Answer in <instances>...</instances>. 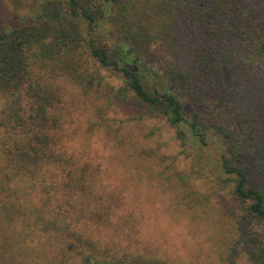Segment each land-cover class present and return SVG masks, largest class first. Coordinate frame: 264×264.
Here are the masks:
<instances>
[{"label": "trees", "instance_id": "1", "mask_svg": "<svg viewBox=\"0 0 264 264\" xmlns=\"http://www.w3.org/2000/svg\"><path fill=\"white\" fill-rule=\"evenodd\" d=\"M64 2L65 15L40 10L0 29V158L11 179L40 180L45 170L63 168V211H72L83 229L97 225L124 235L121 202L93 204L87 165L76 167L58 146L57 77L64 57L85 53L122 75L119 98L161 109L180 145L193 151L190 175L181 179L204 178L210 195L231 193L238 216L259 226L248 230L244 263L264 264V188L257 184L264 180V0ZM148 73L157 84L152 89ZM9 209L0 199V220ZM120 250L119 264H164L138 260L123 247L116 255ZM78 254L92 264V254Z\"/></svg>", "mask_w": 264, "mask_h": 264}, {"label": "rangeland", "instance_id": "2", "mask_svg": "<svg viewBox=\"0 0 264 264\" xmlns=\"http://www.w3.org/2000/svg\"><path fill=\"white\" fill-rule=\"evenodd\" d=\"M40 10L66 14L64 0H0V29ZM130 56L135 59L134 49ZM63 60L58 146L76 167L87 165L93 204L121 202L124 235L97 225L83 229L72 211H63V168L45 170L40 180L11 179L0 158V199L10 205L0 220V264H82L80 249L97 264H119L120 247L164 264H245L248 230L259 226L238 216L228 190L210 195L204 178L181 179L190 175L193 151L180 145L161 109L119 98L122 75L89 55ZM146 77L150 89L157 85ZM257 184L264 188V180Z\"/></svg>", "mask_w": 264, "mask_h": 264}, {"label": "water", "instance_id": "3", "mask_svg": "<svg viewBox=\"0 0 264 264\" xmlns=\"http://www.w3.org/2000/svg\"><path fill=\"white\" fill-rule=\"evenodd\" d=\"M132 51V48H130L128 51H127V54L130 53ZM183 109L185 112H190L192 110V108L190 107V104L186 103L184 106H183Z\"/></svg>", "mask_w": 264, "mask_h": 264}]
</instances>
